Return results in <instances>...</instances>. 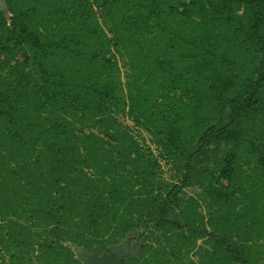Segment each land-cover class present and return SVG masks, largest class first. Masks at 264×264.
<instances>
[{
    "label": "trees",
    "instance_id": "16d2710c",
    "mask_svg": "<svg viewBox=\"0 0 264 264\" xmlns=\"http://www.w3.org/2000/svg\"><path fill=\"white\" fill-rule=\"evenodd\" d=\"M5 5L0 264H85L73 245L102 255L137 229L122 264H192L197 239L209 244L200 264H261L264 0ZM120 116L149 133L178 181L162 180L158 155ZM242 155L259 173L249 191ZM190 186L214 206L207 220Z\"/></svg>",
    "mask_w": 264,
    "mask_h": 264
},
{
    "label": "rangeland",
    "instance_id": "374dc122",
    "mask_svg": "<svg viewBox=\"0 0 264 264\" xmlns=\"http://www.w3.org/2000/svg\"><path fill=\"white\" fill-rule=\"evenodd\" d=\"M0 7L6 10V6L3 2H1ZM6 15L8 16L7 12H6ZM121 71L123 72L124 68H121ZM119 119L123 121L126 125H128L130 130L133 132V134L136 135L137 139L140 141V143L143 146L150 147L153 150L154 154L158 155V158H159L158 171H159V175L161 176L162 180H164L167 183L178 181V177H177L178 173L176 171L174 164H172L170 160H168L167 158L159 156V150L157 149L156 145L151 141V136L149 135V133H147L142 128L136 126L134 122L127 116H120ZM245 156L246 155H242L240 159L241 180H242V183L246 186L247 191H249V187H248L249 185L252 187H257V184L259 183L258 181L259 173H257L258 171L255 170L253 161L246 163ZM246 179L248 181L253 180V183L246 182ZM184 190H185L186 197H193V199H195L199 203L198 210L203 214L205 220H207L210 217V214H212V212L214 211V206H211V207L209 206L210 200L206 197L202 189L198 186H190V187H186ZM224 214L228 217V213L226 211H224ZM212 218H213V222H215L216 216L213 215ZM140 231L143 232L142 229L141 230L137 229V230L132 231L125 237L124 240H122L119 244H117L118 246L117 252L123 258L128 255L137 253L138 248L142 242V240L137 239ZM254 233L257 234L258 231L255 230ZM196 245L197 246L193 247L188 252L187 258L192 261V264H200L198 260L199 259L198 255L195 254L198 246H203V248H206V249L209 248V244L204 243L202 239H197ZM72 247H73V250L76 256L79 259L83 260L82 251H81L82 249L75 245H73ZM117 260L119 259L117 258ZM261 264H264V260L261 262Z\"/></svg>",
    "mask_w": 264,
    "mask_h": 264
},
{
    "label": "water",
    "instance_id": "95a60500",
    "mask_svg": "<svg viewBox=\"0 0 264 264\" xmlns=\"http://www.w3.org/2000/svg\"><path fill=\"white\" fill-rule=\"evenodd\" d=\"M1 2H3L5 4V0H0V4ZM6 6V5H5ZM0 9H3L0 7ZM5 12L6 10L3 9ZM76 246V245H75ZM79 247V246H77ZM82 250V257H83V262L85 264H122V260L123 257L121 255H119V253L117 252V244L115 245H111L109 246V252L104 253L102 255H98V253L96 251H93L92 253H90V251L79 247ZM134 255V254H131ZM117 258L119 260H117ZM81 260V259H80Z\"/></svg>",
    "mask_w": 264,
    "mask_h": 264
},
{
    "label": "flooded vegetation",
    "instance_id": "af4514ba",
    "mask_svg": "<svg viewBox=\"0 0 264 264\" xmlns=\"http://www.w3.org/2000/svg\"><path fill=\"white\" fill-rule=\"evenodd\" d=\"M99 255H101V254H99Z\"/></svg>",
    "mask_w": 264,
    "mask_h": 264
}]
</instances>
